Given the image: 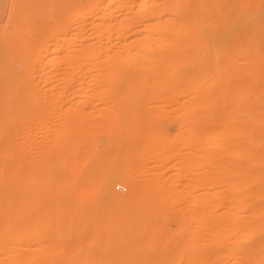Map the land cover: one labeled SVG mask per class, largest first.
<instances>
[{"label": "bare ground", "instance_id": "1", "mask_svg": "<svg viewBox=\"0 0 264 264\" xmlns=\"http://www.w3.org/2000/svg\"><path fill=\"white\" fill-rule=\"evenodd\" d=\"M250 1L264 12L261 0ZM76 5L72 16L59 12L51 19L53 26L9 30L10 69L25 81L22 98L18 92L23 156L15 150L23 166L18 194L23 237L16 234V243L6 235L9 246L0 247V264H202L203 243L215 248L218 237L216 193L210 189L217 179L210 174L221 155L245 154L251 142L232 135L230 104H221L216 91L220 76L204 73L196 58L182 57L180 44L191 38L200 43L203 28L196 20L209 26L215 43L218 24L228 16L225 0H79ZM152 108L179 118L170 137L163 139L165 122L156 129L147 119ZM14 137L16 149L20 143ZM122 149L131 168L120 166ZM172 156L176 161L168 166ZM233 160L221 164L228 167ZM79 169L90 176L102 173L104 200L93 196V187H81L83 182L78 181L80 190L71 188ZM224 180L234 197L246 182ZM115 181L124 183L125 194L114 192ZM250 205L260 212L249 216L258 212L264 222V194L252 197ZM242 237L248 238L247 249L231 263L264 264V232ZM10 241L17 245L10 247Z\"/></svg>", "mask_w": 264, "mask_h": 264}, {"label": "rangeland", "instance_id": "2", "mask_svg": "<svg viewBox=\"0 0 264 264\" xmlns=\"http://www.w3.org/2000/svg\"><path fill=\"white\" fill-rule=\"evenodd\" d=\"M76 1L79 0H0V42H1L0 43V61H1L0 62V142H1L0 148L2 149V150L0 149V153H2L0 155L3 156L2 158L0 156V215H1L0 220L4 218V220H2L1 222V224H3V227L0 229V240L3 241V242L0 241L1 242L0 247L6 246L5 245L6 242H4V240L8 241L7 236L10 237V234L12 236L13 241L14 242L17 241L16 243L20 242L19 241L20 238L18 239V236L16 237V234H18L19 237L21 238L23 237L21 232L22 224H23L22 223L23 208L21 201L22 196H20L22 195L21 193L22 190L19 192V189H22V187H20V184L23 185L22 184L23 166L22 164H20L22 163V159L19 161L18 158H19V153L21 155L24 154L23 135H21L23 134V126H22L23 106L20 105L23 104L21 98H22L23 90L25 89V87L23 86L25 84V81L21 73L17 71L12 73L10 69L11 65H10L9 54H10V38H11L10 36H12L11 32L13 31L14 28H18V27H26L29 29L28 26L31 27V25H32L31 29H35L36 31L37 28L36 24L38 23L43 25L42 27H45L47 25L53 26L54 25L53 23H55L54 18H56L59 12H65L68 16H72L73 10L77 6ZM261 2H262V6H264V0H261ZM225 5L226 8H228L227 9L228 16L223 21V23H221V25L218 24L217 30L219 36L215 43H213L212 40L210 39L209 26H206L203 23L202 25L198 24L200 22L196 20V24L198 28L199 29L203 28L202 29L203 32L200 29L203 36L200 39V43H198L199 45L197 44L196 40H191L192 38L189 40L190 43L189 42L186 43L188 45L180 44L181 46L184 47L183 54H181L182 57H185L190 60L196 58L195 60H198L199 64L202 67V71L204 73L218 74L220 76L216 85L217 86L216 89L218 90L216 91L219 92V100L220 103L222 102L221 104H223L224 106L225 105L229 106L230 104L231 115H232L231 117L233 122L231 128L232 135L235 138L246 137L251 142L249 151L245 152V154L241 152V154L238 153L235 154L236 156L231 154L221 155L218 158L219 159V163L217 162L218 165L215 164L217 166L216 168L214 165V168L216 170L215 169L212 170L213 173L215 170L214 173L215 175L210 174L212 175L211 177H213L214 180L217 179L216 185L210 189L211 192L216 193L217 205L215 209L217 210H215L216 211L215 213L218 224V229H217L218 237L214 245L215 248H212L210 246L209 248L206 244L203 243L202 249L205 250V254H203L202 264H238V263H231L232 259L234 258L235 260L237 258L236 256L241 254L242 250L245 249L246 248L245 246L248 244L245 243V241L248 239L246 237L248 236L244 237L243 240H241V237L245 236L247 232L250 233L264 232V229H262L264 228V222H262L260 220L261 218H259L258 216V212H260V210L258 209L256 210V208L253 209L252 206L250 205V200L252 199V197L256 195L264 194V185L255 184V183L253 184V182L256 181L257 182L259 181V183H264L261 182L264 181V150L261 151V149L260 150L258 149L264 147V143H262V141H264V14L262 13L264 12H260V11L258 12L251 4L250 0H232V2L231 0H225ZM14 7L16 8L18 14L15 12ZM19 7H21L22 9ZM10 21L15 22L14 26L10 25L13 23ZM31 21L34 23V25ZM29 22L31 24H29ZM50 22L51 24H48ZM40 24L38 26H40ZM199 25H201V27H199ZM34 26L36 28H34ZM35 31L33 30V33H35ZM174 44L175 42H172L169 45L174 46ZM212 60L215 61V64H212ZM6 64L7 65L9 64L10 66L8 65L7 67ZM2 68H5V70ZM20 84L22 85V87H19L21 86ZM30 84H33V86H37L36 88H40L41 86L40 83L37 81L36 82L33 81ZM8 91L10 93H8ZM18 92L19 94L21 93L20 95L21 98H19L20 96L18 95ZM19 99L20 102H18ZM221 104H219L218 102L217 105L219 108H221L220 107L222 106ZM13 109H17L18 111L16 112L18 113L19 116L16 117V119L15 116H17V113H15ZM221 109L219 111H221ZM151 110L152 111L145 113V115L149 120V122L151 123V125L153 126V128L158 129L159 128L158 125L160 122L166 123L167 129L161 131L162 135L164 136L163 139H166L168 136L170 137L172 134L176 132L177 123L178 121H180L178 117H176L173 114H169L166 111H159L157 108H152ZM19 112L21 115L19 114ZM140 114L141 115L143 114V110L140 112ZM133 119L136 118H132L130 120L132 125L135 123V120ZM18 120L19 121L21 120L22 122H19ZM16 124H18V126L20 125L18 128L19 134L16 133L18 132L17 129L18 126L15 127ZM221 124L222 123L219 121V125ZM10 126L12 127L13 131H15V129L17 130L10 134V131H12ZM20 128H22V130H20ZM13 133L17 134L18 136L21 135L22 137L19 136L21 139L18 138L17 135H14ZM3 136H5L6 138H4ZM13 136H16V139H18L16 140V142L18 141V144L20 143L19 147L16 149H14V147L17 144L14 143L15 137L13 138ZM106 136L107 133L105 131H101V138L103 140H105ZM12 139L14 141H12ZM102 142H106V141H102ZM255 148H257V150H255ZM15 150L19 151V153L15 152ZM122 153L120 158V166L122 168H126L133 161L131 162L132 159L130 160L127 156L124 155L123 149H122ZM170 153L168 156H170ZM233 153H235V151ZM122 155L124 156L122 157ZM168 158L170 159L173 158L174 160L176 159L175 156ZM227 158H234L235 161L233 160L234 163L232 162L233 164L229 165L228 167H224L223 164H221V161ZM170 159H168L167 160L168 162H166L168 166L172 165V162L176 161ZM16 162L17 165L19 163V167L21 166L20 168L16 166ZM152 162L153 160L151 161L150 164L151 166L155 164V161L153 162V164ZM131 166L129 167L131 168ZM163 168H164L163 166H159L158 170L162 171ZM137 169L139 170V168H134L135 173L138 172ZM80 170L81 169H79V171H75L76 173L74 172L73 175L75 176H73V180L71 182L72 184L71 188L74 189L79 188L78 190H80V186L86 187L88 185L87 187L90 188L93 187L92 188L93 196L96 199L104 200L106 197L100 182L103 176L102 173L98 172L90 176L88 174H83L82 173L83 170L82 171ZM165 172H166L165 174L169 173L167 174V176L169 175L168 177L172 176L171 175L172 172L171 173L167 171ZM206 175L208 174L205 170L203 173L204 183L207 182ZM226 176H228V178H231L232 180L239 178L246 180L244 184L245 186H243L242 189H239V192L237 193V197L233 196L232 193L233 188H230L228 185L225 184L226 179L224 180V177ZM78 181L79 184L83 182V184H80L79 187H78ZM87 181L88 183H86ZM90 183H92V185H90ZM117 185H122L125 188L123 182L115 181L112 183V189L114 190V192L118 194H125L127 192L126 188L125 190H121L117 188ZM207 191H209V186L206 183L204 192L207 193ZM19 193L20 195H18ZM236 199H242L240 201L241 202L243 201V203L241 202L236 203L235 202L237 201ZM254 210L258 212L255 213V215L253 213L251 214V216H249V213H252V211ZM4 221L6 222L5 224ZM9 244H11L10 247L11 246L15 247L17 245L16 244L14 246L12 241H10ZM207 248L210 250L214 249V251L212 250L211 252H208ZM152 249H154L153 246ZM212 260H214L213 263L211 262Z\"/></svg>", "mask_w": 264, "mask_h": 264}, {"label": "built area", "instance_id": "3", "mask_svg": "<svg viewBox=\"0 0 264 264\" xmlns=\"http://www.w3.org/2000/svg\"><path fill=\"white\" fill-rule=\"evenodd\" d=\"M117 188H119L121 190H125V188L122 185H117Z\"/></svg>", "mask_w": 264, "mask_h": 264}]
</instances>
